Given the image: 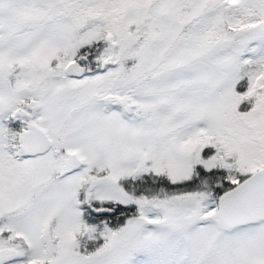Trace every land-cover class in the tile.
<instances>
[{
    "label": "snow or ice",
    "instance_id": "obj_1",
    "mask_svg": "<svg viewBox=\"0 0 264 264\" xmlns=\"http://www.w3.org/2000/svg\"><path fill=\"white\" fill-rule=\"evenodd\" d=\"M0 264H264V0H0Z\"/></svg>",
    "mask_w": 264,
    "mask_h": 264
}]
</instances>
